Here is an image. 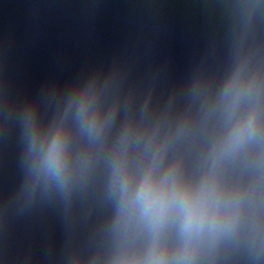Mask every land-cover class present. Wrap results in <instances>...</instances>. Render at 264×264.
<instances>
[{
  "label": "water",
  "instance_id": "obj_1",
  "mask_svg": "<svg viewBox=\"0 0 264 264\" xmlns=\"http://www.w3.org/2000/svg\"><path fill=\"white\" fill-rule=\"evenodd\" d=\"M0 264H264V0H0Z\"/></svg>",
  "mask_w": 264,
  "mask_h": 264
},
{
  "label": "clouds",
  "instance_id": "obj_2",
  "mask_svg": "<svg viewBox=\"0 0 264 264\" xmlns=\"http://www.w3.org/2000/svg\"><path fill=\"white\" fill-rule=\"evenodd\" d=\"M189 225L191 226V218H189Z\"/></svg>",
  "mask_w": 264,
  "mask_h": 264
}]
</instances>
